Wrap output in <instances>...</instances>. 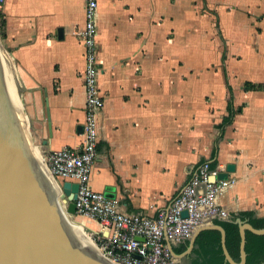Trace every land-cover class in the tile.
Masks as SVG:
<instances>
[{
  "label": "crops",
  "instance_id": "1",
  "mask_svg": "<svg viewBox=\"0 0 264 264\" xmlns=\"http://www.w3.org/2000/svg\"><path fill=\"white\" fill-rule=\"evenodd\" d=\"M97 2L103 104L93 189L124 212L152 216L209 160L233 179L215 203L229 217L264 216V88L245 87L264 85V0ZM85 8L86 0H5L0 8L25 101L44 115L46 152L84 141ZM191 250H173L175 264H190Z\"/></svg>",
  "mask_w": 264,
  "mask_h": 264
},
{
  "label": "built area",
  "instance_id": "2",
  "mask_svg": "<svg viewBox=\"0 0 264 264\" xmlns=\"http://www.w3.org/2000/svg\"><path fill=\"white\" fill-rule=\"evenodd\" d=\"M4 1L0 0V8ZM97 3V0H86L85 26L79 33L85 49L84 141L78 147L65 146L45 152L44 163L55 178L77 182L75 213L99 225L95 230L96 243L107 258L116 264H175L173 245L190 239L206 216L229 218L215 203V198L232 185L233 179L218 178L220 168L205 160L170 203L152 216L124 212L119 209L116 198L93 189L91 174L97 157V112L103 104L98 87Z\"/></svg>",
  "mask_w": 264,
  "mask_h": 264
},
{
  "label": "water",
  "instance_id": "3",
  "mask_svg": "<svg viewBox=\"0 0 264 264\" xmlns=\"http://www.w3.org/2000/svg\"><path fill=\"white\" fill-rule=\"evenodd\" d=\"M6 48L0 39V264H116L103 254L96 242L97 248L92 247L85 235L91 237L83 235L71 220L75 214L77 182L55 178L33 154L30 140L23 138L5 79V67L7 63L11 65ZM45 115L51 134L48 106ZM46 142L42 140L43 154ZM227 176L224 171L217 175L218 178ZM182 214L185 216L187 212L184 210ZM236 221L241 234L239 262L230 256L225 246V230L216 223L199 226L185 252L192 249L202 229L218 228L226 260L230 264H245V230L264 233V227L255 228L241 218Z\"/></svg>",
  "mask_w": 264,
  "mask_h": 264
},
{
  "label": "trees",
  "instance_id": "4",
  "mask_svg": "<svg viewBox=\"0 0 264 264\" xmlns=\"http://www.w3.org/2000/svg\"><path fill=\"white\" fill-rule=\"evenodd\" d=\"M0 38H5L4 25L5 21L1 18ZM246 88H264V85H252L246 83ZM233 105L228 104V115L224 122H228L233 113ZM242 220H247L255 228L264 227V216H254L251 211H241L238 215ZM237 216H231L227 219L217 218L214 223L222 226L225 230V246L236 262L241 260V234L239 223L236 221ZM190 240L185 239L177 246H173L175 253L184 252L189 246ZM245 264H264V233H256L250 229L245 230ZM190 264H230L226 260L222 244V233L218 228L202 229L196 236L193 248L191 250Z\"/></svg>",
  "mask_w": 264,
  "mask_h": 264
},
{
  "label": "rangeland",
  "instance_id": "5",
  "mask_svg": "<svg viewBox=\"0 0 264 264\" xmlns=\"http://www.w3.org/2000/svg\"><path fill=\"white\" fill-rule=\"evenodd\" d=\"M1 21L2 19L0 16V23ZM0 39L2 44H4L3 38ZM6 49L8 55L10 56L11 62V65L9 66V71H13V78L17 87V102L21 111V113L17 114V116L19 117L18 119L22 129V136L26 141L27 138L30 140V142L32 143L30 148L35 146L37 150H41L43 145L41 134L42 132H44V123H42L41 119L44 117L43 112L41 110H37L36 112V108H30L27 102L25 101L24 93L27 84L24 80L22 69L19 66L18 62L15 60L14 56L11 54L10 50H8V48ZM72 217L82 226L85 233L88 234L95 242H97L98 238L96 235V231L89 226V220L87 219V217L83 215H78L76 213ZM184 263L185 262L183 261L182 264Z\"/></svg>",
  "mask_w": 264,
  "mask_h": 264
},
{
  "label": "bare ground",
  "instance_id": "6",
  "mask_svg": "<svg viewBox=\"0 0 264 264\" xmlns=\"http://www.w3.org/2000/svg\"><path fill=\"white\" fill-rule=\"evenodd\" d=\"M9 66L8 63H7V66L5 67V79H6V82H7V85H8V88H9V91H10V94H11V97H12V100H13V103H14V106H15V110H16V113L17 114H20L21 111H20V108H19V105H18V102H17V87H16V84H15V80L13 78V71H9ZM9 71V72H8ZM19 118V117H18ZM23 120V119H22ZM21 120V121H22ZM24 138V137H23ZM32 144V143H31ZM32 152L33 154L36 156V158L42 163V165L44 166V168L46 169L45 167V163H44V154H43V147L41 150H37L35 148V146H33L32 148ZM72 222L73 223H76L78 226V228L82 231L83 235L85 234V232L83 231V228L82 226L76 221L74 220V218H71ZM85 238L87 240V242L92 246V247H96V244L94 243L95 241H93L91 238H89L88 236L85 235Z\"/></svg>",
  "mask_w": 264,
  "mask_h": 264
}]
</instances>
